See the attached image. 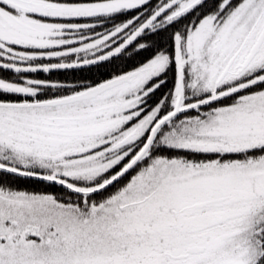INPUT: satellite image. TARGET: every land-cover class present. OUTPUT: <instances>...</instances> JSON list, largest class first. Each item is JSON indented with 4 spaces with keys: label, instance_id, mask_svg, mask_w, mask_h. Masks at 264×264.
<instances>
[{
    "label": "snow or ice",
    "instance_id": "1",
    "mask_svg": "<svg viewBox=\"0 0 264 264\" xmlns=\"http://www.w3.org/2000/svg\"><path fill=\"white\" fill-rule=\"evenodd\" d=\"M0 264H264V0H0Z\"/></svg>",
    "mask_w": 264,
    "mask_h": 264
}]
</instances>
